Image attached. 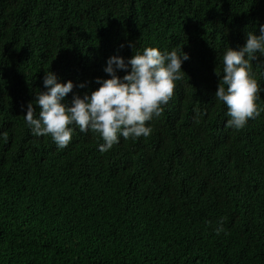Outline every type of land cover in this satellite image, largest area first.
Listing matches in <instances>:
<instances>
[{"label":"trees","instance_id":"16d2710c","mask_svg":"<svg viewBox=\"0 0 264 264\" xmlns=\"http://www.w3.org/2000/svg\"><path fill=\"white\" fill-rule=\"evenodd\" d=\"M261 26L264 0H0V264H264V112L229 129L215 99L226 49ZM147 47L189 56L149 137L101 153L90 131L64 149L32 135L46 73L70 104Z\"/></svg>","mask_w":264,"mask_h":264},{"label":"clouds","instance_id":"9594fccd","mask_svg":"<svg viewBox=\"0 0 264 264\" xmlns=\"http://www.w3.org/2000/svg\"><path fill=\"white\" fill-rule=\"evenodd\" d=\"M134 48V44L129 43ZM124 45H121L123 48ZM264 56V26L260 35L248 33L246 43L239 50L228 47L223 55V76L219 81L215 99L226 106L229 117L226 128L243 129L249 120L264 112L258 101L261 86L253 74L252 61ZM189 56L173 49L161 51L155 47L144 48L125 61L123 57L108 59L104 71L110 79H97L100 85L91 95H73L70 104L63 103L76 87L71 81L59 83L54 73L48 72L43 78L46 91L39 92L35 101L27 104L24 120L34 137L50 136L59 149L72 142L76 129L80 133L89 131L103 140L99 151L106 153L127 139L147 138L153 132L149 126L159 118L165 106L175 94L176 82L186 75L182 64ZM118 71L127 73L121 78ZM216 75L220 77L216 70ZM84 88L85 84H79ZM203 114L196 112L194 122L199 123ZM5 141L8 133H2ZM227 218L218 221L215 232H225L223 224Z\"/></svg>","mask_w":264,"mask_h":264}]
</instances>
